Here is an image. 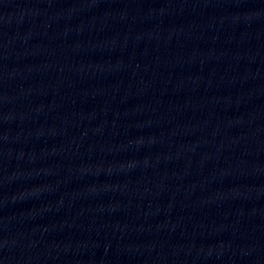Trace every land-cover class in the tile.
<instances>
[{
	"label": "water",
	"instance_id": "water-1",
	"mask_svg": "<svg viewBox=\"0 0 264 264\" xmlns=\"http://www.w3.org/2000/svg\"><path fill=\"white\" fill-rule=\"evenodd\" d=\"M0 264H264V0H0Z\"/></svg>",
	"mask_w": 264,
	"mask_h": 264
}]
</instances>
